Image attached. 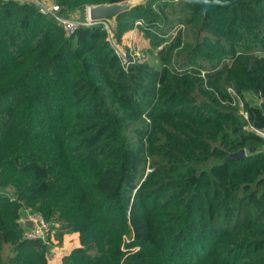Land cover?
<instances>
[{"label":"trees","instance_id":"1","mask_svg":"<svg viewBox=\"0 0 264 264\" xmlns=\"http://www.w3.org/2000/svg\"><path fill=\"white\" fill-rule=\"evenodd\" d=\"M53 1L61 14L117 0ZM171 4L115 16L118 42L140 20L155 50L123 66L101 22L67 34L32 3L0 0V264H51L47 244L21 237V205L57 221V238L76 233L59 264H264V137L246 128H264V0L203 13L178 0L193 41L165 35ZM228 86L245 120L219 102Z\"/></svg>","mask_w":264,"mask_h":264},{"label":"rangeland","instance_id":"2","mask_svg":"<svg viewBox=\"0 0 264 264\" xmlns=\"http://www.w3.org/2000/svg\"><path fill=\"white\" fill-rule=\"evenodd\" d=\"M133 2H144L145 0H132ZM172 4L169 5H165L163 8V14L162 17H165L166 20L163 21V27L166 29L164 31L166 36H175L177 34H179L181 40H185V39H189L192 40L193 37H191L190 35V25L183 23V22H179L180 20H177V13L180 12V7L179 5H177L176 3L178 2V0H169ZM87 6V5H86ZM86 6H82V7H76L73 10H70L68 12H64L61 13L60 15L64 18H70L73 20H80V21H85V17H86ZM54 13V12H52ZM65 13H67L66 15H64ZM180 16V14H179ZM115 24V20H110V21H104V23L102 22L103 27H107L108 28V34L112 35V27ZM202 31H200L198 37L200 38L202 36ZM108 39L110 40L111 38L108 37ZM193 41V40H192ZM116 49L117 51L120 52H125L127 53L129 56H134V55H139L141 56V58L146 59L148 61H152V59H154V53L155 50L151 49L148 47V42L147 39L143 36L141 29L133 23L132 27L125 31L121 37H120V42L116 45ZM182 54L181 51L178 52V55H176V60H179L181 58ZM216 66H214V68L210 71L213 72L216 68ZM209 69V64L205 66V68L201 67L199 70V77L203 80V82L205 83L206 80L207 81H214L213 79V75H207L205 73L206 70ZM205 86L206 87H210L206 84H204V88L203 89H195V90H191L190 91V95H192L194 97V99L196 101H201V100H208L207 94L203 93L202 91H205ZM231 87H227V90L230 89ZM230 92V90H228ZM232 92L231 95L233 96V98L236 100L237 99V95L235 94V92L233 90H231ZM244 96L246 98H252L255 99L257 101V98L250 92H245ZM239 98V97H238ZM240 99V98H239ZM218 100L220 103H230V100L227 99H222L218 96ZM261 101V100H260ZM252 126L249 123H246V128H248L249 130H252L251 128ZM253 131V130H252ZM53 222V223H52ZM51 223L52 228L50 229V231H48V240L50 242V247H48V253L47 256L49 258V261L51 264H59V255L62 252H67L70 250V248L72 246H75L78 244V240H77V235L76 233H67V232H63L61 234V238H57L54 235V231L55 228L58 225V222L55 220H52ZM53 246V248H52ZM52 253V254H49Z\"/></svg>","mask_w":264,"mask_h":264},{"label":"built area","instance_id":"3","mask_svg":"<svg viewBox=\"0 0 264 264\" xmlns=\"http://www.w3.org/2000/svg\"><path fill=\"white\" fill-rule=\"evenodd\" d=\"M17 1H25V2L32 3L33 5L36 6V8L40 12L48 13V14L54 16V18H56L60 22L62 28L64 29V31L67 34L71 33L74 30V28L77 26L78 23H85V24L93 23L91 21H88L86 17H85V21H80V20L76 21V20H73L70 18L62 17L60 14L57 13V11L59 10V6L53 0H17ZM52 12H54V13H52ZM99 22L104 23V21H99ZM134 24H136V25L141 24V21L135 20ZM105 29L108 32V28L106 27ZM108 37L111 38L110 40L108 39L109 43H110L111 47L113 48L115 54L118 56L120 63L123 66H125L127 63V60H128L126 53L117 51L116 45L119 42L112 35L108 34L107 38ZM228 90H230V92H232L231 88ZM231 102L234 105H236V103H237V105H238L237 111L240 114V116L242 117V119L245 120L247 118V116H246L245 111L242 109L241 100L238 97L236 100L233 99V97H232ZM251 128L255 133L264 137V128H255V127H251ZM15 220L18 223V225L21 226V228H22V232H21L22 238L40 239L45 244H47V247H50V242L48 240L47 233L52 228L53 222L51 223V220L45 219L40 211L32 210V209H29L28 207H26L24 205H21L17 209V216H16ZM52 248H53V246H52ZM49 254H52V253H49Z\"/></svg>","mask_w":264,"mask_h":264},{"label":"water","instance_id":"4","mask_svg":"<svg viewBox=\"0 0 264 264\" xmlns=\"http://www.w3.org/2000/svg\"><path fill=\"white\" fill-rule=\"evenodd\" d=\"M189 3H196L201 7V13L206 9H211L216 5H229L234 3L237 0H182ZM141 3L133 2L132 0H117L110 2H99L95 4H90L86 7V18L88 21L93 23L99 21H110L115 18V16L123 12L126 9H129L132 5ZM261 105L264 104V101L260 102ZM245 155L243 148H239L234 151H229L226 155L227 158H240Z\"/></svg>","mask_w":264,"mask_h":264}]
</instances>
